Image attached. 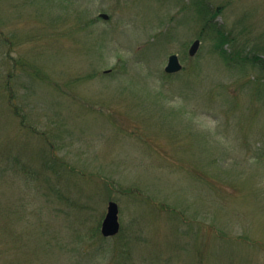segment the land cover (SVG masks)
I'll use <instances>...</instances> for the list:
<instances>
[{
    "label": "rangeland",
    "instance_id": "1",
    "mask_svg": "<svg viewBox=\"0 0 264 264\" xmlns=\"http://www.w3.org/2000/svg\"><path fill=\"white\" fill-rule=\"evenodd\" d=\"M193 1L0 0V264H264V0Z\"/></svg>",
    "mask_w": 264,
    "mask_h": 264
},
{
    "label": "trees",
    "instance_id": "2",
    "mask_svg": "<svg viewBox=\"0 0 264 264\" xmlns=\"http://www.w3.org/2000/svg\"><path fill=\"white\" fill-rule=\"evenodd\" d=\"M193 6L196 7L195 11H197V13L200 15L203 24L202 26L203 27L202 32H204L203 34L207 33V31L213 34L215 36L214 41L217 42L216 47L218 46V48L220 49V54L223 57L227 58L229 54L225 49H223L224 48L223 46L235 42L236 41L235 36L232 33L223 30L222 26L215 20L216 13H218V11L212 10L210 6L208 7V5L205 3V0H194ZM1 39H2V35L0 33V41L2 42ZM252 52L253 51H250V53ZM252 54H253L252 57H247L245 59H247V61L251 65L257 67L264 78V60L262 59V55H264V51L260 52V54H255V53ZM97 232H98L97 227H93L91 233L92 239L97 238L102 242L108 241V239H112V238H104L100 233L98 234ZM114 238H116V236L113 237V239Z\"/></svg>",
    "mask_w": 264,
    "mask_h": 264
},
{
    "label": "water",
    "instance_id": "3",
    "mask_svg": "<svg viewBox=\"0 0 264 264\" xmlns=\"http://www.w3.org/2000/svg\"><path fill=\"white\" fill-rule=\"evenodd\" d=\"M104 19H107L108 17L102 14L100 16ZM199 42L196 40L194 42L189 50L190 56H193L198 49ZM165 72L172 74L177 73L181 70V65L179 63L178 57L176 55H171L168 58V62L166 63ZM120 224L118 221V208L116 203L110 201L107 206V212L105 215V218L101 224V234L104 237H112L116 235L119 232Z\"/></svg>",
    "mask_w": 264,
    "mask_h": 264
}]
</instances>
